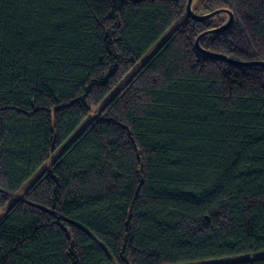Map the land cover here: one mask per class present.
Returning <instances> with one entry per match:
<instances>
[{"label": "trees", "instance_id": "1", "mask_svg": "<svg viewBox=\"0 0 264 264\" xmlns=\"http://www.w3.org/2000/svg\"><path fill=\"white\" fill-rule=\"evenodd\" d=\"M199 1L264 62V0ZM187 2L0 0V264H264V67Z\"/></svg>", "mask_w": 264, "mask_h": 264}, {"label": "rangeland", "instance_id": "2", "mask_svg": "<svg viewBox=\"0 0 264 264\" xmlns=\"http://www.w3.org/2000/svg\"><path fill=\"white\" fill-rule=\"evenodd\" d=\"M198 5L200 3L199 0H197ZM197 4V3H196ZM197 5V6H198ZM219 20V22H221L223 20V17H216L213 18V21ZM179 22H176L165 34L164 36L148 51V53L146 54V56L142 59V61H140L123 79L122 81L113 89V91L108 95V97L101 103V105L97 108L94 109L91 114L86 118V120L83 121V123L78 127V129L69 137V139L63 144V146L56 152V154H58V152L67 144L70 143L71 140H73V138L75 136L78 135V133L82 130V128L87 125L89 123V121L98 113V109L101 108L114 94L115 92L121 88L128 80L129 78L135 73V71L139 68V66L141 65V63L145 60L146 57L150 56L158 47L159 45L162 43V41L171 33V31L178 25ZM56 154H54L50 160L44 164V166L42 168H45L52 159L55 158ZM42 169H40L39 171H41ZM38 171V172H39ZM38 172L36 173V175H34L32 178H30L25 184L24 186L21 188L20 192L16 195V197H19L28 187L29 185L35 180V177L37 176ZM5 213V210H3L0 215H3ZM254 256H244V257H238V258H233V259H229L230 262L232 261H236L238 259H244V258H248L251 259ZM199 264H205V263H199Z\"/></svg>", "mask_w": 264, "mask_h": 264}, {"label": "water", "instance_id": "3", "mask_svg": "<svg viewBox=\"0 0 264 264\" xmlns=\"http://www.w3.org/2000/svg\"><path fill=\"white\" fill-rule=\"evenodd\" d=\"M194 0H188L187 2V5H186V11H187V14L190 18H192L193 20L195 21H206L212 17H214L215 15L217 14H221V13H224L226 16H227V19H226V22L221 25L220 27L218 28H214L212 30H209L203 34H201L197 40H196V43H195V48L203 55L207 56V57H211V58H215V59H220V60H224L226 62H229L231 64H235L237 66H249V65H259V66H262L264 67V62H257V63H242V62H237V61H234V60H231V59H228L224 56H221V55H216V54H211L209 52H206L205 50H203L200 45H199V40L201 39L202 36H205V35H209V34H219V33H222L224 31H226L231 25H232V22H233V14L229 11V10H219V11H216V12H213V13H209V14H206V15H197L193 12L192 10V3H193Z\"/></svg>", "mask_w": 264, "mask_h": 264}]
</instances>
